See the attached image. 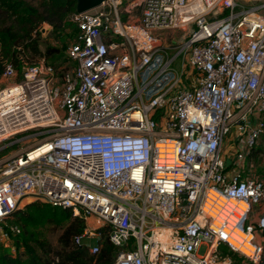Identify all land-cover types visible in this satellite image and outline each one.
I'll return each mask as SVG.
<instances>
[{
    "label": "built area",
    "instance_id": "1",
    "mask_svg": "<svg viewBox=\"0 0 264 264\" xmlns=\"http://www.w3.org/2000/svg\"><path fill=\"white\" fill-rule=\"evenodd\" d=\"M69 24L71 70L1 78L0 251L37 202L82 219L92 255L106 233L112 264H232L221 245L264 264V180L244 173L264 136V0H107Z\"/></svg>",
    "mask_w": 264,
    "mask_h": 264
},
{
    "label": "trees",
    "instance_id": "2",
    "mask_svg": "<svg viewBox=\"0 0 264 264\" xmlns=\"http://www.w3.org/2000/svg\"><path fill=\"white\" fill-rule=\"evenodd\" d=\"M75 8L76 0H0V82L6 64L20 71L24 65L44 60L59 76L68 71L66 49L71 42L65 44L62 38ZM42 24L50 27L54 40L45 45L43 53L39 50ZM257 150L253 149L250 158ZM13 220L21 229L17 251L14 256L0 251V264H112L116 256L106 233L95 255L75 246L73 239L82 234L85 223L69 209L35 202L16 212ZM49 231L56 237L55 244L47 237ZM216 256L228 257L232 264H251L224 245L218 247Z\"/></svg>",
    "mask_w": 264,
    "mask_h": 264
},
{
    "label": "rangeland",
    "instance_id": "3",
    "mask_svg": "<svg viewBox=\"0 0 264 264\" xmlns=\"http://www.w3.org/2000/svg\"><path fill=\"white\" fill-rule=\"evenodd\" d=\"M126 4L122 5L121 7L118 8V12L120 14V17L122 19H135V17L138 15L137 11H132L131 14H127L125 12L126 9ZM44 30V33H42V38L40 40V45H39V50L43 53L45 50V45L48 44H53L54 40L52 39V37H50L49 35V31H50V27L47 24H42L41 25V31ZM75 29L70 26L69 22H68V26L66 28V32L65 35L63 36L62 40L64 41L65 44H69L70 42H72L74 36H75ZM162 35H166V45H169V38L172 37H176L177 39H179L180 41H182V37H181V33L180 32H161ZM57 43V42H56ZM58 45L60 46V42H58ZM178 64V62H176V65ZM65 66L68 67L69 70L72 69V62L71 61H67ZM174 67H177L174 65ZM154 73L150 76L153 77ZM148 77V78H150ZM142 79H146L144 76H142ZM141 79V75H140V81ZM6 83V81L1 80L0 82V88L3 87ZM229 140L226 141V145L225 147H223V155L225 157H228V154L230 152L231 149V145L229 146ZM228 144V145H227ZM258 150V152L256 153L255 157H252L250 159H248L245 163L244 166V173L245 176H249V177H253V178H259L264 180V136L261 138V140L259 141V143L257 144L256 147ZM257 211L256 209H253V212L251 213L250 217H249V223H253L255 221V218L257 216ZM47 237L49 238V240L55 244L56 241V237L54 234H52L50 231L47 233ZM258 241L260 242H264V233L262 234H258ZM90 244L91 245H96V240L92 239L90 240ZM206 252V247L202 246L200 247V249L198 250V254L199 255H203Z\"/></svg>",
    "mask_w": 264,
    "mask_h": 264
},
{
    "label": "water",
    "instance_id": "4",
    "mask_svg": "<svg viewBox=\"0 0 264 264\" xmlns=\"http://www.w3.org/2000/svg\"><path fill=\"white\" fill-rule=\"evenodd\" d=\"M107 0H76V13L92 11L100 7Z\"/></svg>",
    "mask_w": 264,
    "mask_h": 264
}]
</instances>
